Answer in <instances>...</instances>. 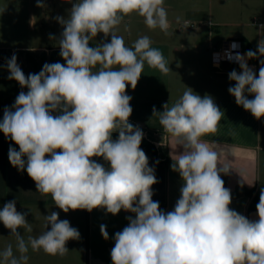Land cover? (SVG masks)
<instances>
[{"label":"clouds","instance_id":"obj_1","mask_svg":"<svg viewBox=\"0 0 264 264\" xmlns=\"http://www.w3.org/2000/svg\"><path fill=\"white\" fill-rule=\"evenodd\" d=\"M67 2L72 3L68 17L55 18L64 29L58 43L65 64L45 63L38 74L25 76L15 54L7 61L8 79L28 89L4 109L0 121V131L19 146V151L9 148L11 165L26 170L37 192L51 194L65 213L97 208L112 215L133 213L135 218L127 216V226L113 237L112 264H264V188L256 205L257 220L229 207L231 191L221 173L228 174L230 168L221 165L219 153L201 139L217 131L224 115L211 96L187 88L172 106L165 103L162 112L153 108L164 131L183 148L171 155V169L183 185L172 211L161 210L152 199L158 180L140 147L143 131L129 123L132 97L126 88H136L145 63L162 75L171 69L148 36L129 47L117 30L125 17L136 13L149 29L167 34L164 0ZM37 7H45L42 0ZM35 23L32 17L30 26ZM99 33L105 39L110 36V42L90 46ZM258 54L264 57V38L257 51L228 56L241 69L229 73L235 85L228 92L257 120L264 117V59L258 76L247 60ZM114 132L119 133L117 139L112 138ZM93 157H102L108 166ZM44 218L46 230L25 239L18 230L33 231L26 213L17 211L15 200L3 205L0 222L15 237L20 255H14L9 244L0 251V264H28L29 248L64 256L67 242L80 239L79 231L59 219V213ZM100 232L109 239L106 225H100Z\"/></svg>","mask_w":264,"mask_h":264},{"label":"crops","instance_id":"obj_2","mask_svg":"<svg viewBox=\"0 0 264 264\" xmlns=\"http://www.w3.org/2000/svg\"><path fill=\"white\" fill-rule=\"evenodd\" d=\"M42 3L45 7H37V0H0V121L4 109L14 105L21 91H28L17 81L8 79L7 61L13 54L25 76L38 74L45 63L65 64L58 43L64 29L55 18H67L72 3L67 0H42ZM164 7L169 22L167 34L159 28L149 29L144 18L136 13L125 17L117 30L129 47L139 37L148 36L151 46L163 53L171 69L167 75H162L158 69L145 63L136 88L133 90L130 85L126 88V94L132 97L130 106L133 111L129 123L138 126L144 133L143 138L156 149L157 160L146 153L149 167L154 168L158 180L152 186V199L159 202L161 210L172 211L183 185L179 173L171 169V155L175 157L183 148L164 131L158 116H153V108L162 112L165 103L172 106L190 88L201 97L211 96L224 114L217 131L201 139L219 153V163L230 168L228 174L221 173L225 187L231 191L229 207L250 220H257V209L248 210L252 195L245 191L252 189L260 194L264 188V117L254 118L238 106L228 92L229 87L235 85L229 81V73L233 70L239 73L240 66L221 64L215 67L211 64L210 52L231 38L240 40L246 52L257 51L258 42L264 38V28H261L264 25V0H164ZM32 17L36 18L35 26H30ZM110 40V36L105 39L103 33H99L90 41V46ZM261 59L264 57L258 54V58L247 60L254 65L252 69L257 76ZM10 147L19 151V146L0 131V209L8 201L15 200L17 211L26 213L35 221H44L45 216L57 212L59 219H68L80 233L79 240L67 242L68 250L79 251L83 264H112L113 237L127 226L126 217L135 218L134 214L121 210L112 215L102 208L91 212H63L55 206L51 194L37 192L35 182L26 170L20 171L11 165ZM93 159L108 166L102 157ZM165 161H169L168 165L164 164ZM101 224L106 225L108 240L101 235ZM32 229L31 233L24 229L18 231L25 239L45 231L37 226ZM10 235V230L0 222V251L11 240L14 255L19 256L15 237L10 238Z\"/></svg>","mask_w":264,"mask_h":264},{"label":"rangeland","instance_id":"obj_3","mask_svg":"<svg viewBox=\"0 0 264 264\" xmlns=\"http://www.w3.org/2000/svg\"><path fill=\"white\" fill-rule=\"evenodd\" d=\"M188 29V28H186ZM219 37V36H216ZM219 42V39H218ZM217 43V41H216ZM243 49H245L244 45H243ZM230 82L234 83L235 81H231ZM61 220H65L66 218H60ZM26 220L31 224L32 227L37 226L39 228V230H44L45 229V220H41V221H35L33 219H31L30 217L26 216ZM68 220V219H66ZM50 229V225L48 230ZM46 230V229H45ZM44 232V231H43ZM27 236V234H26ZM10 238H12V236H10ZM10 244L11 240H10ZM15 250V249H13ZM79 252V251H77ZM76 251H72L69 249V252L64 255V256H52V255H48L46 254L43 250L40 251H32L31 248H29V251L27 253L29 260L28 263H33V264H83L82 263V257L79 254H77Z\"/></svg>","mask_w":264,"mask_h":264},{"label":"built area","instance_id":"obj_4","mask_svg":"<svg viewBox=\"0 0 264 264\" xmlns=\"http://www.w3.org/2000/svg\"><path fill=\"white\" fill-rule=\"evenodd\" d=\"M235 43L237 47L233 49L231 45ZM236 53H239L241 55H244L247 53L242 46V43L240 40L231 38L224 40L221 42L220 46L217 48H213L210 52V61L211 64H213L215 67H219L221 64H233V65H239L234 59L229 60L228 56L232 55L235 56ZM248 66L250 68H254V65L247 62Z\"/></svg>","mask_w":264,"mask_h":264},{"label":"trees","instance_id":"obj_5","mask_svg":"<svg viewBox=\"0 0 264 264\" xmlns=\"http://www.w3.org/2000/svg\"><path fill=\"white\" fill-rule=\"evenodd\" d=\"M118 135H119V133H113L112 138H118ZM140 147L145 153L149 154L153 159L157 160L156 149L151 142H149L148 140L143 138ZM168 163H169V161L164 162V164H166V165H168ZM245 192L248 193L249 195H252L251 203L248 206V210L256 209V205L259 202L260 194H258L256 192L254 193V191L252 189L246 190ZM234 194H235V192L232 193V195H234Z\"/></svg>","mask_w":264,"mask_h":264}]
</instances>
